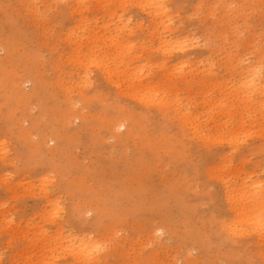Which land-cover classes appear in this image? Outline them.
<instances>
[{
	"label": "rangeland",
	"instance_id": "374dc122",
	"mask_svg": "<svg viewBox=\"0 0 264 264\" xmlns=\"http://www.w3.org/2000/svg\"><path fill=\"white\" fill-rule=\"evenodd\" d=\"M154 63L172 86L147 103ZM254 184L264 0H0V264H264V206L222 223Z\"/></svg>",
	"mask_w": 264,
	"mask_h": 264
},
{
	"label": "bare ground",
	"instance_id": "6f19581e",
	"mask_svg": "<svg viewBox=\"0 0 264 264\" xmlns=\"http://www.w3.org/2000/svg\"><path fill=\"white\" fill-rule=\"evenodd\" d=\"M165 9V2H160L158 8H157V11L159 12H163ZM2 42H4V44L6 42H10V40L8 38H4L2 39ZM163 44V43H162ZM6 48H8V45H4ZM188 45L184 44L183 42H177L174 46H172V49H179L181 50L182 52H184L183 50L187 47ZM158 64V65H157ZM154 63V66L158 68V74L159 73H162L159 77L157 76L154 80L150 81V83H147V85L145 86L146 88L145 89H142V90H139L138 91V94L140 97H141V100L143 102H146L149 98H153L156 95L157 92H159V90L157 89L156 87V84H159V83H162V85L165 87V88H168L170 86H172V79H171V73L172 72V69L169 67V66H166V64L164 63ZM156 73V72H155ZM154 74V73H153ZM149 81V80H148ZM250 82H252L253 84L256 82V79L253 78L250 80ZM16 89L19 91V93L21 94L22 93V88L20 87V84H16ZM161 91V90H160ZM153 100H148L147 103H152ZM125 118H121V119H118L116 120L114 123H112L110 125V127L112 128H126V137H129L130 139L131 138H134L138 135V128L136 127V125L132 124V122L130 121V119H128L126 116H124ZM114 134L116 132H113ZM160 135V133L158 134ZM153 136V132L151 131V135H147L146 136V142L147 144L153 149L154 146H155V141L157 142V140H155L156 138L155 137H152ZM148 137V138H147ZM160 138H163L160 139L162 142H164L165 144H170V141L168 138H166L165 136L161 135ZM123 143V142H122ZM122 145V144H121ZM123 149V147H122ZM177 153L179 154H182L184 153L182 150H176ZM153 153L155 154L154 150H153ZM183 156V155H182ZM141 158V157H140ZM142 159V158H141ZM140 159V160H141ZM170 190L171 189H176L174 186H170L169 188ZM166 190V188H165ZM181 190V189H180ZM178 191V190H177ZM182 191V190H181ZM165 192V191H164ZM163 192V194H164ZM159 193V192H157ZM169 192H167L168 194ZM161 195V194H160ZM175 195V194H174ZM173 195V196H174ZM213 196V195H212ZM217 196V195H216ZM157 197V196H156ZM177 200V199H176ZM180 200V199H179ZM262 200V201H261ZM161 201V200H160ZM224 201H225V204H226V207L228 208V213L230 214V220H226L222 223H224L226 226V230H230L231 234H233V237L236 238L240 232L238 231V228H237V223L238 222H246L245 220L246 219H249V220H254V223L257 224V225H261L260 224V220H259V217H258V212L260 211V209H262V207L264 206V186L260 185V184H254L253 186H251L247 191L243 190L242 188H239V186H228L226 187V191H225V194H224ZM219 203V202H218ZM161 204V202H160ZM195 205V204H194ZM188 207V206H187ZM194 207V206H193ZM219 207V205H218ZM221 207V206H220ZM190 209V208H189ZM218 209V208H217ZM222 209V208H221ZM192 210V209H191ZM220 210V209H219ZM179 211V210H178ZM186 211V210H184ZM184 211L182 213H184ZM217 212V210H216ZM219 212V211H218ZM224 212V211H223ZM221 213V212H220ZM219 213V214H220ZM218 214V213H217ZM186 215V214H185ZM223 215V214H222ZM183 217V216H182ZM213 217V216H212ZM215 217H218L217 215ZM214 217V218H215ZM157 218V217H156ZM172 218V217H171ZM181 218V217H180ZM234 218V219H233ZM226 219V217H225ZM185 221V219H184ZM186 221H188L186 219ZM196 221V220H195ZM217 221V219H216ZM162 222L166 223L167 227L168 228H164V227H160L162 229H159V230H163V229H167L170 233H172L173 235H175V232L173 231V224L172 223H168L167 221L163 220ZM218 222V221H217ZM175 223V222H174ZM187 223V222H186ZM185 223V224H186ZM213 223V222H212ZM216 223V222H215ZM219 223V222H218ZM217 223V224H218ZM220 223V224H222ZM181 224V223H180ZM179 224V225H180ZM182 225V224H181ZM154 226V225H153ZM165 226V225H164ZM184 226V225H183ZM154 228V227H153ZM222 228V226H221ZM225 230V228H223ZM157 230V229H156ZM158 230V231H159ZM193 230V229H192ZM196 230V228L194 229V231ZM202 230V229H201ZM199 231V230H198ZM156 232V231H154ZM177 232V231H176ZM222 232H225V231H222ZM179 233V232H178ZM177 233V234H178ZM197 233V231L195 232ZM229 233V232H228ZM155 234V233H154ZM153 234V235H154ZM182 234V233H181ZM197 234H200V233H197ZM196 234V235H197ZM206 234V233H205ZM196 235H193V236H196ZM200 236H202V233L201 235L197 236L200 238ZM210 236V235H209ZM232 235H230L231 237ZM155 237V236H154ZM186 237L189 239L191 238L192 236L190 234H187ZM185 237V238H186ZM196 237V238H197ZM204 238L207 237L206 235L203 236ZM171 238V237H170ZM195 239V238H194ZM193 239V240H194ZM202 239V238H201ZM208 240V238H206ZM230 239V238H229ZM192 240V241H193ZM203 240V239H202ZM205 240V239H204ZM191 241V242H192ZM196 241V240H195ZM198 241V240H197ZM200 241V240H199ZM194 242V241H193ZM202 242V241H201ZM185 243H186V239H185ZM213 243V242H212ZM218 244V243H217ZM200 245V243H199ZM204 245V244H203ZM211 245V244H210ZM209 245V246H210ZM216 245V244H215ZM202 246V245H201ZM218 245H216L217 247ZM221 246V245H220ZM202 247H205V246H202ZM198 248V247H197ZM210 248V247H209ZM214 248V247H213ZM230 248V247H229ZM237 248V246H236ZM239 248V247H238ZM207 249V248H206ZM211 249V248H210ZM247 249V248H246ZM235 250V249H234ZM212 251V250H211ZM216 251H219V250H216ZM215 251V252H216ZM222 251V250H221ZM219 251V252H221ZM210 252V251H209ZM227 252V251H226ZM230 252V251H229ZM242 252V251H241ZM222 253V252H221ZM225 253V252H224ZM243 253V252H242ZM246 253V251H245ZM248 253V252H247ZM236 254V253H235ZM216 255H219L216 254ZM237 255H240V254H237ZM248 255V254H246ZM241 256V255H240ZM239 257V260L241 258H244V257ZM243 256V255H242ZM210 257V256H209ZM219 257V256H218ZM236 257V255H235ZM238 257L236 259H238ZM247 257V256H245ZM222 258V256H221ZM231 258H234L233 257V251H231V253L229 254V260H231ZM189 260V258H187ZM191 259V258H190ZM209 259V258H208ZM223 259V258H222ZM225 259V258H224ZM248 259V257H247ZM187 260V261H188ZM212 260V258H211ZM210 260V261H211ZM246 260V259H245ZM186 261V262H187ZM228 261V260H227ZM225 261V262H227ZM249 261V259L247 260ZM252 260H250L251 262ZM189 262V261H188ZM191 262V261H190ZM229 262V261H228ZM248 262V263H250ZM193 263V261L191 262ZM235 263V262H234ZM190 264V263H189Z\"/></svg>",
	"mask_w": 264,
	"mask_h": 264
}]
</instances>
